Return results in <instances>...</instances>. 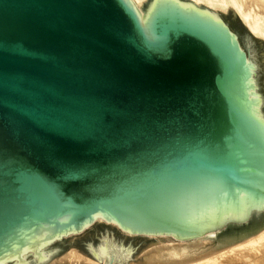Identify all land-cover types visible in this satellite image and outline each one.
Wrapping results in <instances>:
<instances>
[{
  "label": "water",
  "instance_id": "1",
  "mask_svg": "<svg viewBox=\"0 0 264 264\" xmlns=\"http://www.w3.org/2000/svg\"><path fill=\"white\" fill-rule=\"evenodd\" d=\"M264 230V48L186 0H0V264H94Z\"/></svg>",
  "mask_w": 264,
  "mask_h": 264
},
{
  "label": "bare ground",
  "instance_id": "2",
  "mask_svg": "<svg viewBox=\"0 0 264 264\" xmlns=\"http://www.w3.org/2000/svg\"><path fill=\"white\" fill-rule=\"evenodd\" d=\"M137 16L147 4L144 0H126ZM213 16H220V9L233 7L252 35L264 38V14L245 6L243 0H186ZM264 8V0H255ZM258 2V3H257ZM204 4L206 7L201 6ZM255 36V37H256ZM247 39H245L246 41ZM249 41V40H248ZM247 41V42H248ZM245 42V43H247ZM251 44V43H250ZM94 264L93 259L79 254H68L51 264ZM141 264V263H140ZM143 264H264V230L255 237L212 251L209 244H184L164 246L146 252Z\"/></svg>",
  "mask_w": 264,
  "mask_h": 264
},
{
  "label": "rangeland",
  "instance_id": "3",
  "mask_svg": "<svg viewBox=\"0 0 264 264\" xmlns=\"http://www.w3.org/2000/svg\"><path fill=\"white\" fill-rule=\"evenodd\" d=\"M148 1L149 0H144V3L147 4ZM254 1L255 0H243V2L245 3V6L251 7L252 10L259 11L260 13L264 14V8L261 5L256 4V2H254ZM204 4L202 3L200 5L203 7H206ZM218 12H219L220 16H232V18L237 23V25L241 31V34L243 36L244 41H245V39H247L245 42H247L249 40L247 43L260 44L264 48V38H259V36L252 35V33L249 31L248 27L241 20L239 12L237 11V9H235L233 7H228L226 10L220 9ZM208 244H209V242H208ZM145 255H146V253L137 256V258L139 260V264L144 263ZM58 264H61V262Z\"/></svg>",
  "mask_w": 264,
  "mask_h": 264
}]
</instances>
